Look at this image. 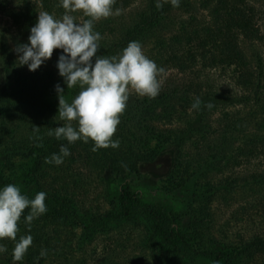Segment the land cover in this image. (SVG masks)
Returning <instances> with one entry per match:
<instances>
[{"label":"trees","instance_id":"trees-1","mask_svg":"<svg viewBox=\"0 0 264 264\" xmlns=\"http://www.w3.org/2000/svg\"><path fill=\"white\" fill-rule=\"evenodd\" d=\"M131 1L116 0L113 9H119V15L124 14L129 5H134ZM247 1L199 0L198 6L194 7L192 1L182 0L180 6L174 8L170 2L161 0L163 8L157 9L156 0H142L143 5L131 11L127 17L114 15L105 21L106 24L100 21L94 23L95 31L101 35L97 55L115 56L130 41L143 42L170 29L173 12L185 9L190 20L181 24L183 27L176 34L163 40L165 55L156 58V64L163 67L164 72L176 70L181 75L202 68L229 73L234 87L251 92V97H226L223 92L214 91L216 88L213 86L205 89L195 76L180 86H162L161 83L160 93L155 98L130 93L127 108L136 116L123 120L120 118L113 136V139L118 138L120 141L116 149L109 147L92 151L91 140L68 144L66 140L47 135L49 130L66 123L51 115L53 105L47 99L57 94L55 86L59 84L68 90L72 99L80 91L79 87L67 89L64 80L60 79L56 64L61 49H56L55 54L38 70L21 76L18 90L9 84L12 78H16L13 71L7 70L1 75L0 111L5 117L1 127L12 138L7 140L0 133V187L9 183L17 184L29 198H34L41 191L47 193V212L29 225L24 222V216L29 211L25 209L18 222L22 231L17 233V240L28 234L33 237L26 257L18 264H46V261L54 262L50 264H65L61 261L60 252L64 253L68 248L67 236L78 240L92 239L104 233L110 224L128 225L131 230L142 229L147 255L138 264H190L199 258L210 260L212 264H264V221H261L262 231L258 234L234 239L227 230H216L213 221V205L218 195H230L239 187H264V171L222 178L209 185L203 194H192L195 202L201 201L199 209L188 206V210L181 214L167 213L160 206L143 203L125 182L127 175H140L141 166L156 160L165 146L175 149V168L185 167L186 171L191 168L197 175L203 168L209 167V160H224L227 167L235 168L241 164L254 166L255 161L264 158V120L255 119L253 124L250 118L241 119L226 114L222 121V136L210 142L207 138L195 137V132L204 133L200 121L211 108L233 107L239 103H246V106L264 104V59L258 54L250 58L258 46L264 44V38L256 25V8ZM1 4H5V8L0 9L6 10L22 44L28 42L30 28L36 23L40 12L46 11L56 18H61L65 12L60 0H18V4L13 7H8L7 0H0ZM199 8L202 12L207 11L204 22H196L194 11ZM118 17L121 19L114 22L113 18ZM85 19L88 17L84 16L83 21ZM103 25L110 27L109 34L105 32L109 27L104 28ZM10 96L13 99L9 101ZM180 96H191L194 102L198 97L202 101L200 110L192 118L186 109L171 103L174 97L179 99ZM166 103L169 105L163 106ZM209 103L212 104L211 108L206 106ZM159 105L163 107L159 108ZM10 119L16 122L9 124ZM72 123L76 125L75 121ZM133 125H139L138 132H132ZM175 125L184 126L180 129L175 128ZM35 127H39L38 132L33 131ZM142 131H147L155 148L145 143L138 145ZM233 137L239 139L234 140L236 144L224 146ZM62 144L69 147L71 155L64 158L59 166L45 163L46 157L50 158L53 153L59 154ZM225 147H230V151L227 152ZM13 157L34 161L27 174L31 181L28 190L22 188L23 181L3 173L11 168ZM78 168L83 170L76 173L75 169ZM84 175H89L90 179L96 175L103 183L107 175L122 181L112 209L96 212L76 201L79 190H83L80 181ZM262 202L264 200L258 202L260 207ZM76 231H79L80 236ZM60 233L65 235L64 238L60 239ZM0 243L7 247L8 251L4 254L11 259L15 241L5 238ZM42 249L47 250L44 257L40 256Z\"/></svg>","mask_w":264,"mask_h":264},{"label":"rangeland","instance_id":"rangeland-1","mask_svg":"<svg viewBox=\"0 0 264 264\" xmlns=\"http://www.w3.org/2000/svg\"><path fill=\"white\" fill-rule=\"evenodd\" d=\"M191 1L193 2L194 7L198 6L197 2L199 0H190V2ZM131 2H133L134 5H129L124 12L122 11L124 13L121 14L123 15V18L127 17L131 11H135L134 9L143 5L142 0H132ZM247 2L249 5L256 8V25L264 38V0H248ZM7 4L8 7H13V5L18 4V0H7ZM0 7L5 8V4H1ZM194 13L197 17L196 22L206 21V17H204L207 13L206 10L205 12H202L199 8L195 10ZM71 15L74 16L75 22H83L84 14L82 11L78 10L71 13ZM188 16L189 15L185 12V9L180 8L175 10L172 17H170L173 24L170 29L163 30L156 34V37L140 42L144 54L151 60L160 57L163 58L165 55L163 40L176 34V32L183 27L180 25H183V23L190 20ZM110 17L99 21L104 24L106 20L110 19ZM119 19L121 18H113V21H119ZM103 27L108 28L109 26L103 25ZM109 30L110 27L108 30L105 29L106 34H109ZM106 34L105 36H108ZM19 37L20 35L12 24V20L7 15L6 10L0 9V79L5 71H13L16 78H12V80H10V78L9 84L16 90L21 87V76H24L29 72L27 65H19L18 54L15 51V48L22 44ZM55 50L56 49L53 50V54H55ZM256 54L262 56L264 59V44L258 46L256 52H253L252 57L250 58L253 59ZM160 76V83H162V86L176 84L180 86L196 76L195 79L198 78V81L202 83V85L204 84L203 87L205 89H207V86H213L216 88L214 91H221L226 97H251L250 91L240 87H234L229 79L230 77H228L230 76L229 73H219L215 70L202 68L199 69V71L189 72L184 75L177 73L176 70H167ZM60 79L61 81L63 80L61 76ZM130 93L137 94L134 89L129 88V94ZM19 94L25 96L23 95V92H19ZM64 98L68 102H71L72 98H70L68 90H64ZM12 99L11 96L8 97L9 101ZM47 101L53 105L51 107L52 118H59L58 94L48 98ZM171 103L186 109L191 118L198 112V110H200V108L193 109L191 107L194 103L191 96H180L179 99H175L174 97L171 100ZM167 105L169 104L166 103L163 106ZM163 106L159 105L158 107L161 108ZM226 114L238 116L241 119L250 118L251 122L254 124L255 119L264 120V104L258 106H252L250 104V106H246V103H239L233 107L211 108V110L205 112L202 121H200V126L204 128V133L201 131L195 132V137L207 138L210 142V140L213 141L222 136L223 133L221 128L224 125V122L222 121ZM134 116H136L135 113L126 107L125 111L120 115V118L123 120ZM4 119L5 117L0 111V133L3 134L7 140H10L12 138L11 135L9 136L5 133V129L1 127V125L4 124ZM8 122L9 124L15 123L16 120L10 119ZM183 126L175 125L174 127L181 129ZM131 130L132 132H138L139 125H133ZM234 140L238 141L239 139L236 137L230 138V140L225 142L224 146H229L232 143L236 144ZM141 143H145L146 146L152 145L153 148L156 147L151 137L148 136L147 131H142V136L140 141H138V145H141ZM225 148L227 152L228 150L230 151V147ZM257 162L259 163V166H257ZM10 163L11 168L5 170V172H3L4 175H10V177L14 179L23 181L22 188H27V190L30 189L31 181L28 179L27 174L34 163L33 159L13 157ZM209 163V167L203 168L198 175L193 173L191 168L189 171H186L185 167L177 169L175 168L174 147L165 146L156 160L141 166L140 175H127L125 177V182L131 187L133 192L138 194L143 203L160 206L167 213L174 212L175 214H181L188 210V206L193 209H199L201 201L195 202L192 198V194H203L209 185L217 183L222 178L234 174H236V176H245L255 171H264V158L255 161L254 166L241 164L235 168L227 167L224 160H209ZM212 166L214 169H210ZM82 170L83 169L78 168L75 169V172L79 173ZM210 171L213 172L210 173ZM107 177L105 183H103V181L96 175H94V179H90L89 175H84L80 181V186L83 187V190H79L76 201L86 207L93 208L96 212L103 213L112 209L122 181L116 180L114 176L107 175ZM76 180L78 179L76 178ZM107 182H109L108 188L105 189ZM218 196L219 197L213 205V221L216 230H227L233 239L238 236H249L254 233L258 234L262 231L261 221H264V202H262L263 204L261 203V207L258 202L264 200V187L258 189L239 187L236 188V190H233L230 195L223 194ZM262 216L263 219L261 218ZM130 227L131 226L128 225L110 224L108 228L105 229L104 233L95 235L94 238L88 240H85L84 238L78 240L67 236L68 248L64 253L60 252L61 261L65 264H138L140 263L139 260L145 259L147 255V250L143 245L145 234L142 229L133 228L131 230ZM21 231L22 229H19V232ZM218 231L216 235H218ZM76 233L80 236L79 231H76ZM64 236L65 235L60 233V239L64 238ZM45 263L50 264L54 262L46 261ZM0 264H13V259H9V255L4 253L0 254ZM16 264L18 263L16 262ZM190 264H212V262L207 259L199 258L193 260Z\"/></svg>","mask_w":264,"mask_h":264},{"label":"clouds","instance_id":"clouds-1","mask_svg":"<svg viewBox=\"0 0 264 264\" xmlns=\"http://www.w3.org/2000/svg\"><path fill=\"white\" fill-rule=\"evenodd\" d=\"M178 8L182 0H164ZM116 0H60L65 10L61 18L54 14L41 12L36 23L30 28L28 42L15 48L19 65H27L29 71H36L53 55L54 49H61L56 67L68 88L79 87L80 91L71 102L64 98V89L57 84L58 114L62 126L49 130L48 136L57 140H66L73 144L80 140L93 142L92 151L101 148L116 149L119 139H113L120 124V115L125 111L129 100V88L140 96L155 98L161 90L158 77L165 70L143 52L139 41H130L121 53L115 56L97 55L100 50L101 35L95 31L94 23L113 15H119V9H113ZM155 7L163 8L161 0H156ZM82 11L88 17L82 23L75 22L71 13ZM94 58V62H93ZM202 101L196 98L193 109H199ZM208 108L212 107L209 103ZM73 121L76 125L73 126ZM39 131V127L33 129ZM70 149L62 144L59 154L53 153L45 158V163L57 166L70 156ZM46 192H38L34 198L25 195L21 187L9 183L0 187V240L5 238L15 241L12 249L13 264L23 261L32 245L33 237L20 236L18 222L24 216V222H31L47 212ZM7 247L0 243V254L6 253ZM47 255L42 249L40 256Z\"/></svg>","mask_w":264,"mask_h":264}]
</instances>
